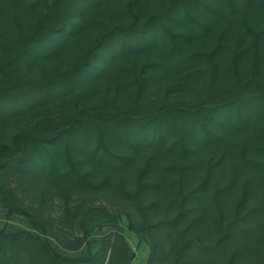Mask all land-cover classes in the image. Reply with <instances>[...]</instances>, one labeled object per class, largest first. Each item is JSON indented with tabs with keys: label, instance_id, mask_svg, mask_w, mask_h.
<instances>
[{
	"label": "trees",
	"instance_id": "trees-1",
	"mask_svg": "<svg viewBox=\"0 0 264 264\" xmlns=\"http://www.w3.org/2000/svg\"><path fill=\"white\" fill-rule=\"evenodd\" d=\"M11 127L0 203L41 233L1 230L0 264L135 260L118 225L52 249L64 225L26 204L41 182L80 227L71 198L113 193L147 264H264V0H0Z\"/></svg>",
	"mask_w": 264,
	"mask_h": 264
},
{
	"label": "rangeland",
	"instance_id": "rangeland-1",
	"mask_svg": "<svg viewBox=\"0 0 264 264\" xmlns=\"http://www.w3.org/2000/svg\"><path fill=\"white\" fill-rule=\"evenodd\" d=\"M187 100H189V97ZM17 125L19 128L22 127L20 123ZM4 130H6V133H0V136L3 138L6 137L8 133L17 132L16 128L13 127ZM10 181L15 188L17 187V183H21L16 178H11ZM26 195V204L32 207H39L41 205V198L44 199L45 201L42 207L44 217L50 219L54 225H64L59 226L60 229H62L61 231H53L58 238H54L50 234L48 236H42L44 241L55 251L70 257H79L88 251L96 252L101 247L102 239L107 232L110 231L114 225H118L123 229L124 237L136 255L132 264H147L150 250L135 233L129 231V219L125 213L127 208L124 207V202L117 201L114 198L113 193H91L84 196L74 195L71 198V207L81 205L82 213L87 212V215L83 217L84 219L81 227L77 226L80 225L78 220L70 221L71 224L65 223L64 221L62 224V200L56 196L54 190L47 191L45 183H39L32 193H27ZM89 209L94 211L89 212ZM78 216V218H82L81 212ZM68 225L76 226L71 228ZM1 230H31L39 234L41 233L32 219L20 214H8L0 203V231ZM79 237L86 238L85 245L79 252H69L63 248L61 242H65L67 239L71 241Z\"/></svg>",
	"mask_w": 264,
	"mask_h": 264
}]
</instances>
